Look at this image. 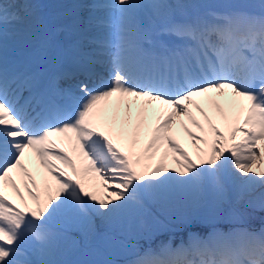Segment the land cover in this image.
I'll return each mask as SVG.
<instances>
[{
  "label": "snow or ice",
  "instance_id": "obj_1",
  "mask_svg": "<svg viewBox=\"0 0 264 264\" xmlns=\"http://www.w3.org/2000/svg\"><path fill=\"white\" fill-rule=\"evenodd\" d=\"M10 39L20 49L11 64ZM200 101L228 124L227 135ZM150 111L159 113L155 124ZM174 124L190 138L199 163L173 135ZM208 132L213 139L202 148ZM141 135L148 138L137 151ZM114 138L127 140V148ZM259 141L264 0L259 12L243 3L221 10L209 0H65L55 13L39 12L31 0H0V264H116L60 258L81 242L86 249H132L126 264H264V230L231 229L220 235L237 239L216 245L140 251L128 242L134 228L147 230L149 205L163 206L177 191L223 218L233 202L229 165L239 181L236 203L264 189V167L250 165L264 162ZM157 153L160 162H145ZM169 155L179 165L172 171L163 163ZM33 156L43 169L39 183L26 163ZM81 176L98 178L104 195L88 190ZM9 187L19 203L5 195Z\"/></svg>",
  "mask_w": 264,
  "mask_h": 264
},
{
  "label": "rangeland",
  "instance_id": "obj_2",
  "mask_svg": "<svg viewBox=\"0 0 264 264\" xmlns=\"http://www.w3.org/2000/svg\"><path fill=\"white\" fill-rule=\"evenodd\" d=\"M257 10L259 12L260 10V5L257 6ZM139 147V145H138ZM101 182V181H100ZM229 187V186H228ZM114 189H111L112 191ZM23 191V190H22ZM264 192V189L261 188H255L254 191H252L249 194H246V200L242 201L240 203L235 202V190L231 191L229 188V194L232 196L233 202L231 205H226L225 206V213H229L230 209L235 210V216L233 218H229V222L226 220L224 222L231 223L235 220H239L241 223H245L250 225V223L247 221L251 220L249 219V215H253V211L251 209H256V210H263L264 208H261L259 206V199L261 193ZM182 196L179 192H176L171 199L163 206L159 204H155L156 208L159 209L162 213L165 214L164 219L158 216L157 214L150 212L149 217L150 221H147L148 228L147 230L140 232L139 237L134 234L133 232V238L129 239V243H137L139 246L144 244V242L151 243L154 237L160 236L162 234H166L169 231H172L173 225L179 224L186 222L190 219H201L202 217L207 218L206 210L204 207L201 208H195L191 204V199L190 197L187 196ZM247 200H251L253 202L252 207H246V202ZM200 210V212H199ZM197 214L196 218H193L194 214ZM203 213V215H202ZM256 215L254 216V218ZM221 219V218H220ZM264 220V219H263ZM165 221L166 224L169 226V228L166 226V224L163 222ZM221 221H223L221 219ZM133 231H137L135 228ZM112 235H115L113 233ZM121 236V235H120ZM77 239V238H76ZM117 240H123L125 239L124 236L118 237L116 236ZM162 240V239H161ZM99 250H96V249ZM133 250L132 249H123L119 245H116L112 247L111 249L107 248H102L99 246H94L91 249H86L82 246H80L78 249L73 250L69 252L66 256L60 257L61 259H66L69 261H83V260H90V261H98V260H113L116 262V264H125L130 256H132Z\"/></svg>",
  "mask_w": 264,
  "mask_h": 264
},
{
  "label": "bare ground",
  "instance_id": "obj_3",
  "mask_svg": "<svg viewBox=\"0 0 264 264\" xmlns=\"http://www.w3.org/2000/svg\"><path fill=\"white\" fill-rule=\"evenodd\" d=\"M31 2L33 3V5L37 8V10L40 12V8L42 7H48L50 9V13H55V12H59L61 6H62V2L63 0H31ZM209 2L213 5H215L217 8H220L221 10H223L224 8L227 7V5L231 4V3H243L246 4L250 10L253 11V9H256L257 6L260 5L261 0H209ZM65 4V3H64ZM63 4V5H64ZM17 47V42H15L14 40L10 39L9 40V48H8V52L9 51H14L16 52V48ZM230 93V90H229ZM221 102L224 103L225 100H223L222 98ZM202 103V106L205 107V109L207 111H209V114L213 117V121L216 123V125L221 129V131H223L225 133V135H227L228 133V124L222 120L219 116H217L213 110H211L209 108V106L207 104H203L202 101H200ZM225 107L227 109V104L225 103ZM136 110V106H133V112L135 113ZM121 114H123V110H121ZM193 112L196 116L197 119H200L202 123H205L203 120V117H201L199 112H196L195 108H193ZM109 114H110V109H109ZM159 115V113H154L152 111L149 112V121L151 124H155L156 122V117ZM185 120V123L188 124V127L191 128L193 131L195 132H199V130L197 128H195L194 125H192L186 117L183 118ZM242 119V118H241ZM205 128L207 129V124L205 123ZM201 135H204V133H200ZM173 135L175 136V138L179 141V143L187 150L188 154L192 157L193 160H197V151L196 148L193 146L190 138L187 136L186 133H184L183 131L179 130L178 128V124H174L173 125ZM243 133H237L236 136V141H239L242 139ZM147 135H141L140 137V141L141 144L143 146L144 143H146L147 141ZM207 139L209 140V145L206 146L204 144H200V147L202 148H207L210 146L211 140L213 139V135L208 132L207 133ZM127 141V140H124ZM235 142V141H230V143ZM126 143V142H125ZM261 148H264V141H259L258 142ZM163 152V149H161V153ZM32 163L37 166V162L35 161V158L32 157L31 158ZM81 161V160H80ZM148 164L151 165H155L156 163L160 162V153H157L156 158L150 160V161H145ZM197 162L199 163V161L197 160ZM163 163L166 165L167 169L169 171H172L173 169H176L179 167V165H177L175 163V161L172 159V156L169 155V157L167 159H165L163 161ZM251 167L254 168H262L264 167V162H261L259 159H256L255 161L250 162ZM226 174H227V184L230 188L231 191H234V185L239 183V181L237 180V178L235 176L231 175V166H227L226 168ZM12 176L14 179H16L17 183L20 184L21 183V178L20 176L13 172ZM101 182H98L95 180L90 181L88 178L86 179L85 182V187L90 190V191H95V188L98 189V185ZM22 188V187H21ZM111 189H109L110 191ZM179 192L183 197L186 196L185 192ZM188 197H190L189 193H186ZM5 195H7L9 197V199L13 200L14 202H17L19 200L18 197L15 196V193L11 190V188H6L5 189ZM98 195H104V190L103 189H99V194ZM204 209H207L206 207H204ZM208 210V209H207ZM235 229H239L238 225H236ZM229 233V232H227ZM226 233V234H227ZM211 240H208L207 242L209 244L212 245H216V244H220V243H224V242H228V241H232L234 242L237 237L235 235L231 236V237H227V236H222L220 234H213L210 236ZM177 247V246H176Z\"/></svg>",
  "mask_w": 264,
  "mask_h": 264
}]
</instances>
